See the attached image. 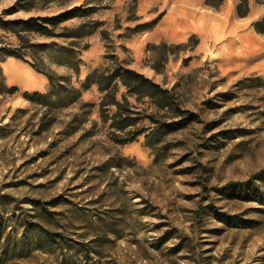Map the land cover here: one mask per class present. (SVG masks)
Instances as JSON below:
<instances>
[{
	"label": "rangeland",
	"instance_id": "rangeland-1",
	"mask_svg": "<svg viewBox=\"0 0 264 264\" xmlns=\"http://www.w3.org/2000/svg\"><path fill=\"white\" fill-rule=\"evenodd\" d=\"M239 2L0 0L7 19L93 8L29 42L0 29L24 56H0V264H264V204L215 190L264 168V0L245 16ZM122 67L169 90L168 106L87 82ZM52 89L50 105L24 96Z\"/></svg>",
	"mask_w": 264,
	"mask_h": 264
},
{
	"label": "trees",
	"instance_id": "trees-1",
	"mask_svg": "<svg viewBox=\"0 0 264 264\" xmlns=\"http://www.w3.org/2000/svg\"><path fill=\"white\" fill-rule=\"evenodd\" d=\"M205 2L213 6H219L222 3V0H205ZM91 8L92 7H89L88 9H84L82 11L80 9L73 8L61 12L59 15L30 16L27 19H7L0 14V29L12 32L16 34L21 40L29 42V40L27 39V35H25L24 32L35 31L53 36L54 31L51 30L49 26L58 27L62 22L75 16L89 15L90 13H92L91 10H93V8ZM237 9L240 16L247 15L249 12V0H240ZM254 27L257 31L264 33V17L260 20L255 21ZM29 44L30 45L28 46H32V43ZM38 46L43 48V45L39 44ZM0 54V56L4 58L8 56L17 58L24 57L23 53L19 49L12 48L10 46L0 47ZM48 76L51 84H54L55 76L53 74H49ZM92 76L94 77L93 81L99 84L102 91H108L110 88V84L116 80L123 83L132 92L149 95L150 97L154 98L161 106H168V104L171 102L169 90L163 88L159 83L154 82L151 78L147 77L139 71H136L135 69L122 67L108 77L105 76V73H100L96 76L95 74H93L88 77V83ZM14 88L15 90H17V87ZM55 91L57 90L52 89L49 92L45 93L41 91H35L33 93L25 91L24 96L32 101L50 105L53 102V98H55ZM79 96L80 94L78 91L76 93V98L78 99ZM105 104H115V101H109L107 103H104V105ZM129 118L122 119L123 123L119 124L117 127L119 129H125L126 127L132 125L133 123L129 121ZM160 125L161 126H159V128L157 129V132L153 131L147 134L148 142H151L150 144H156L163 140L162 137L158 136L159 134L161 135V132L163 134V132H165L164 127L169 125L164 122H162ZM138 134L139 133H137L136 135H132L131 137H127L126 139H124V141H122V143H129L136 140ZM215 190L228 197L258 201L264 204V168H261L260 170L255 172L246 180L228 182L221 187H217ZM46 204V202L35 201L34 206L37 212H40L39 215L42 214L46 209ZM208 207L214 211V215L217 216V218L226 222H231V219L235 217L223 211H219V209H217L215 205L211 204ZM35 214L38 215V213ZM34 224L35 225L33 227V230L36 229V227L40 228L35 238L42 247L54 248L60 246L55 245L60 243V241H58L57 239V233L43 227V225H41L40 223Z\"/></svg>",
	"mask_w": 264,
	"mask_h": 264
}]
</instances>
